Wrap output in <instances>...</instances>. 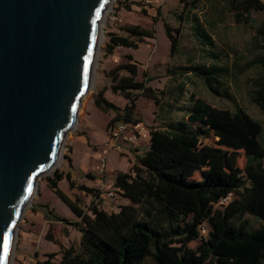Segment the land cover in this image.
I'll return each mask as SVG.
<instances>
[{
    "label": "trees",
    "instance_id": "16d2710c",
    "mask_svg": "<svg viewBox=\"0 0 264 264\" xmlns=\"http://www.w3.org/2000/svg\"><path fill=\"white\" fill-rule=\"evenodd\" d=\"M183 7L199 0H179ZM234 12L263 14L258 26L260 52L251 64L259 75L251 82L249 97L264 116V2L261 0H223ZM129 10V6H124ZM192 35L206 47L212 59L220 55L197 16H190ZM169 41V54L177 50L178 28L163 22ZM123 33H110L106 52L115 47L136 49L154 30L138 25L120 27ZM127 62L109 71L111 89L126 101L119 110L103 96H93L94 105L112 110L108 129L116 121H138L135 101L138 96L151 98L163 110L160 97L145 80H138L137 66L131 55ZM183 71L202 79L210 90L221 93L218 77L227 73L219 64L189 65ZM123 71V74L119 72ZM172 72V71H170ZM147 80V79H146ZM182 85L179 86V90ZM163 91L159 92V96ZM180 119L162 118L160 127H149L147 146L127 172H117L113 187L129 200L115 212L99 205L96 188L75 184L68 172L54 171L46 176V186L77 218L74 221L56 215L46 204L47 218L68 223L80 233V249L62 248L58 261L45 264H264V137L263 127L240 106L234 110L212 106L200 97L189 95L178 107ZM166 111V110H165ZM200 135L216 138L214 145L196 146ZM243 151L244 167L237 165ZM199 177L196 178L195 175ZM65 179L70 189L77 188L92 196L87 209L77 198L70 199L58 186ZM226 203H219L224 197ZM220 205L215 208L214 205ZM250 218L258 225L255 226ZM206 229L205 235L201 234ZM199 240L195 247L189 242ZM54 256V254H50Z\"/></svg>",
    "mask_w": 264,
    "mask_h": 264
},
{
    "label": "rangeland",
    "instance_id": "374dc122",
    "mask_svg": "<svg viewBox=\"0 0 264 264\" xmlns=\"http://www.w3.org/2000/svg\"><path fill=\"white\" fill-rule=\"evenodd\" d=\"M126 5L129 6V10L124 8ZM194 15L209 32L214 43L211 49L219 53V60L206 55L203 51V47L206 46L192 35L188 18ZM262 16L261 12L252 11L249 14L234 12L223 0H199L194 6L188 4L185 7L179 0H112L100 26L101 39L94 64L92 86L82 100L74 128L66 135L57 165L38 179L35 193L18 222L10 264H45L47 260L54 263L59 260L62 248L72 246L76 250L80 249V233L66 222L45 221L47 213L42 206L46 204L48 209L67 221L77 219L58 196L46 186L45 180L46 176L53 175L56 170L65 172L68 169L72 146L75 161H78L80 166L87 165L92 170L89 174L98 178L93 183L104 185L101 189L95 187L104 192L100 195V207L107 212H115L120 205L129 203V200L122 197L110 185L112 176L125 170L127 164L122 153L111 151L106 145L109 132L108 121L114 112L102 111L93 103L95 93L103 90L104 98L112 102L119 110L124 108L127 101L119 93L112 91V82L108 75L111 69L128 61L127 54L131 55L132 62L136 63L138 72L136 79L145 80L146 84L155 90L157 97H160L159 104L163 106L162 110L151 98L138 96L135 101V118L146 127H160L164 117L167 119L183 117V111L178 110V107L183 105L193 93L194 96L218 108L234 110L240 106L261 123L264 137V116L249 97L251 82L259 75L258 67L251 64V61L261 50L262 41L258 26ZM163 22L179 29L176 33L178 47L173 55L169 54V41ZM124 25H138L153 29L154 37L145 38L136 49L117 46L111 54H108L106 44L109 34L123 33L120 27ZM210 63L227 68V73L218 77L221 84L217 87L221 93L228 94L230 97L218 95L210 90L202 79L181 69L189 65H209ZM181 85L182 89L179 90ZM160 91H163L162 96H159ZM83 133L88 134L89 142L86 143L78 137ZM215 140L216 138L212 136L200 135L196 146L214 145ZM146 146L147 144L142 146L143 149L138 156L143 154ZM97 150L99 155L95 156L94 151ZM103 158L106 159V165L101 170ZM116 164L117 168L114 167L110 171V168ZM244 164V153L239 151L237 165L242 169ZM81 175L79 173L74 178L75 184H80L79 176ZM195 177L198 178L199 175L196 174ZM88 179L94 178L88 177ZM58 186L68 197L77 198L81 207L87 209L91 196L77 188L69 189L65 180L59 181ZM214 207L219 208L220 205L215 204ZM250 221L255 226L258 225L253 218H250ZM205 233L206 229H202L201 234L205 235ZM198 242L197 239L189 242L188 245L195 247ZM50 254L54 256L51 257Z\"/></svg>",
    "mask_w": 264,
    "mask_h": 264
},
{
    "label": "water",
    "instance_id": "95a60500",
    "mask_svg": "<svg viewBox=\"0 0 264 264\" xmlns=\"http://www.w3.org/2000/svg\"><path fill=\"white\" fill-rule=\"evenodd\" d=\"M112 0H0V264L92 86Z\"/></svg>",
    "mask_w": 264,
    "mask_h": 264
},
{
    "label": "crops",
    "instance_id": "0c3cea01",
    "mask_svg": "<svg viewBox=\"0 0 264 264\" xmlns=\"http://www.w3.org/2000/svg\"><path fill=\"white\" fill-rule=\"evenodd\" d=\"M262 2H264V0H261ZM79 138H82V140H84L86 143L89 142V138H88V134H85L83 133L82 135L78 136ZM147 142L145 141H137L135 142L134 144H131V145H128V146H125L124 147V151L122 152V156L125 157L126 159V169L125 170H122V171H119V172H127L128 170V167L131 165V164H134L137 162V158L139 157L138 156V153L142 151V146L143 145H146ZM146 148H144L143 152L145 151ZM109 151V150H108ZM94 155L95 156H98V150L97 151H94ZM107 158V156H106ZM118 166L117 164L114 165L113 167L110 168V171H112V169L114 167ZM117 168V167H116ZM121 170V168H120ZM65 172H68L71 176V179L74 181V178L78 176V174H82L81 176H79V179H80V184H84L85 186H88V187H98V188H102L103 183L102 184H98V183H93V181H97L98 178L95 176V177H92L89 172H92V170H90L88 168L87 165H82L80 166L78 161L76 162L75 159H74V149H73V146H72V152H71V160L69 161V167L68 169L65 170ZM88 177L90 178H94L93 180L91 179H88ZM114 177H115V174L112 176V178L110 179V185L113 187V181H114ZM65 180V179H63ZM101 181V180H100ZM107 182V181H106ZM79 184V183H78ZM70 189V188H69ZM73 189V188H72ZM97 189V188H96ZM100 189H98L100 191ZM83 193H85L84 191H82ZM66 194V193H65ZM87 194V193H85ZM104 192L101 191V194L100 195H103ZM67 195V194H66ZM89 196H91L90 194H87ZM70 198V197H69ZM92 198V196H91ZM71 199V198H70ZM46 218H47V215H46ZM45 221H48V222H51L53 221L52 219H46Z\"/></svg>",
    "mask_w": 264,
    "mask_h": 264
},
{
    "label": "built area",
    "instance_id": "2783aa9c",
    "mask_svg": "<svg viewBox=\"0 0 264 264\" xmlns=\"http://www.w3.org/2000/svg\"><path fill=\"white\" fill-rule=\"evenodd\" d=\"M150 128L146 127L141 121L125 122L123 120L116 121L109 128L107 147L116 153H122L124 147L134 144L137 141L147 142L149 138ZM106 159H102V169L105 168ZM228 197H224L219 203H226ZM205 229V228H202Z\"/></svg>",
    "mask_w": 264,
    "mask_h": 264
},
{
    "label": "bare ground",
    "instance_id": "6f19581e",
    "mask_svg": "<svg viewBox=\"0 0 264 264\" xmlns=\"http://www.w3.org/2000/svg\"><path fill=\"white\" fill-rule=\"evenodd\" d=\"M100 35H101V34L99 33V39H98L99 41H100V39H101Z\"/></svg>",
    "mask_w": 264,
    "mask_h": 264
}]
</instances>
